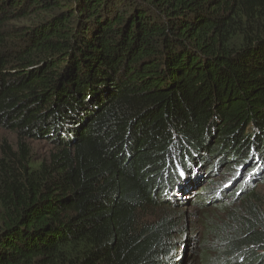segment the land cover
<instances>
[{
	"label": "trees",
	"instance_id": "1",
	"mask_svg": "<svg viewBox=\"0 0 264 264\" xmlns=\"http://www.w3.org/2000/svg\"><path fill=\"white\" fill-rule=\"evenodd\" d=\"M0 128V264H181L190 194L264 264V0H0Z\"/></svg>",
	"mask_w": 264,
	"mask_h": 264
},
{
	"label": "rangeland",
	"instance_id": "2",
	"mask_svg": "<svg viewBox=\"0 0 264 264\" xmlns=\"http://www.w3.org/2000/svg\"><path fill=\"white\" fill-rule=\"evenodd\" d=\"M17 30L16 34L20 35L24 32L25 28L28 27V24H23L22 21L13 23ZM18 37H15L14 39H17ZM20 37L17 40L16 43H20ZM8 131L3 130L0 128V147L3 139H7L9 142L13 143L15 139V135L10 133V137L6 138V135ZM50 150V146L45 141H40L37 145H35L34 148V154L38 158H44L48 155ZM217 178V177H215ZM201 179L196 180V182L193 184V194L197 193L198 186L195 188V186L200 183ZM204 179H202L203 181ZM201 181V182H202ZM257 184V183H256ZM204 185H206L205 182H203L200 185V188H203ZM259 189L258 192L264 196V184H258L257 185ZM203 195V194H202ZM200 195V196H202ZM205 195V194H204ZM198 196V195H197ZM191 197V201L187 202L186 204L182 206L173 207V210H177L178 212L185 213L183 218L184 221L182 222V225H185L183 231H181L176 237H174V242L178 245L177 246V254L180 255L183 258H185V261L179 260L178 262L181 264H201V260L205 258L206 256L214 258L215 253L212 251V245L215 244V236L216 232L219 231V227L226 224H230V228L233 229L235 223L228 221L231 218L230 213L233 211H230L229 214H227L226 210H237L238 212H241L240 207H238V204H235L234 206L229 207L228 209H219L218 207L221 206L219 201L217 199L212 200L209 204L203 203L202 205L196 206L194 203V200L197 199V197H194L193 195H186V198L189 199ZM204 197V196H203ZM200 198V197H199ZM171 205V204H170ZM233 214H236L235 212ZM232 214V215H233ZM231 215V216H232ZM211 220V223L209 225H206L205 223L207 220ZM232 221V220H231ZM206 226H208L209 229L212 230L211 235L209 238L207 237L208 229L206 230ZM208 242V244H205V242ZM204 253H206L204 255Z\"/></svg>",
	"mask_w": 264,
	"mask_h": 264
}]
</instances>
